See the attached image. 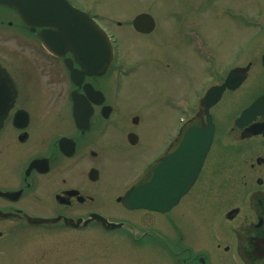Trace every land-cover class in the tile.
<instances>
[{
  "label": "flooded vegetation",
  "instance_id": "obj_1",
  "mask_svg": "<svg viewBox=\"0 0 264 264\" xmlns=\"http://www.w3.org/2000/svg\"><path fill=\"white\" fill-rule=\"evenodd\" d=\"M69 1L112 39L107 65L102 34L78 50L0 6L13 16H0L13 29L0 50L13 80L2 86L0 264H264V37L254 50L217 35V20L236 21L218 0H169L150 32L106 1ZM127 38L149 55L131 56ZM164 80L176 90L159 92ZM149 162L155 199L176 200L164 210L127 201Z\"/></svg>",
  "mask_w": 264,
  "mask_h": 264
},
{
  "label": "rangeland",
  "instance_id": "obj_2",
  "mask_svg": "<svg viewBox=\"0 0 264 264\" xmlns=\"http://www.w3.org/2000/svg\"><path fill=\"white\" fill-rule=\"evenodd\" d=\"M106 2H103V6L106 9L112 10L114 16L124 18L126 16L127 11H133L137 9L142 10H149L153 16L156 18L158 23H161V20H164L163 18V8L164 4L170 2L169 0H103ZM174 3L181 2V0H172ZM218 5H221L222 3H227L229 6L233 7L234 11H240L243 14L247 16H251V11H262L264 10V0H218ZM1 9V8H0ZM214 18V17H213ZM261 18V17H259ZM169 19V18H167ZM239 15L236 18L235 22L227 21H216V34L219 35L221 38H226V41L228 43H232L233 45H237V49H240L243 47V41H245L247 38L249 40H253L254 46L253 49L255 50L258 41H260L263 37L264 30L257 28L255 25L246 26L241 21ZM214 21V20H213ZM163 23V22H162ZM120 38H122L123 33L119 32ZM10 35V32H1L0 31V50H3L1 47V43L6 41ZM11 43V41H9ZM127 44L130 46L129 54L133 56L135 52L139 53H145L142 49L140 40L127 38ZM224 50H230L231 46L227 45L223 47ZM150 52L145 53L149 55ZM152 80L150 77H147L143 74L142 76V82L138 83V86L140 88L146 89V94L143 95V98L150 99L151 98V90H152ZM176 88H172L168 85V83L164 80L160 87L159 92H166V91H175ZM142 99V94L140 91L137 90V101ZM155 139L159 140L157 136H155ZM155 141H152L150 143V148H152V145L155 144ZM151 151L148 147H143L142 149L137 148V168L140 169V167L143 165V163L150 157ZM97 264V263H94Z\"/></svg>",
  "mask_w": 264,
  "mask_h": 264
},
{
  "label": "water",
  "instance_id": "obj_3",
  "mask_svg": "<svg viewBox=\"0 0 264 264\" xmlns=\"http://www.w3.org/2000/svg\"><path fill=\"white\" fill-rule=\"evenodd\" d=\"M0 2L14 5L25 20L28 19L37 22L41 20L48 21L51 19L50 22L52 23L58 22L57 20H62V23L72 28L73 32L76 35H79L82 40L84 39L83 30H85V25L87 22H89L88 24H91L88 17L82 15L77 9L70 7V9L67 10L64 6L57 7V0H0ZM66 12H68V14H66ZM105 60H107V57ZM8 100L5 99L0 107L2 108L1 114L6 108ZM151 168L152 165L147 168L144 176L137 183V206L153 208L162 205V202L157 203L151 197Z\"/></svg>",
  "mask_w": 264,
  "mask_h": 264
}]
</instances>
